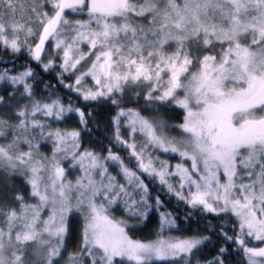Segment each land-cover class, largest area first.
<instances>
[{"label": "snow or ice", "instance_id": "1", "mask_svg": "<svg viewBox=\"0 0 264 264\" xmlns=\"http://www.w3.org/2000/svg\"><path fill=\"white\" fill-rule=\"evenodd\" d=\"M0 264H264V0H0Z\"/></svg>", "mask_w": 264, "mask_h": 264}]
</instances>
